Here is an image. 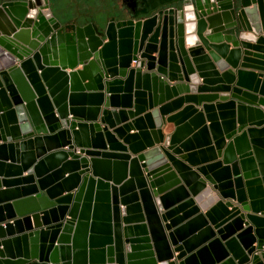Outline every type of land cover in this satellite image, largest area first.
<instances>
[{
	"label": "water",
	"instance_id": "1",
	"mask_svg": "<svg viewBox=\"0 0 264 264\" xmlns=\"http://www.w3.org/2000/svg\"><path fill=\"white\" fill-rule=\"evenodd\" d=\"M33 4L0 12V264H264V0Z\"/></svg>",
	"mask_w": 264,
	"mask_h": 264
},
{
	"label": "flooded vegetation",
	"instance_id": "2",
	"mask_svg": "<svg viewBox=\"0 0 264 264\" xmlns=\"http://www.w3.org/2000/svg\"><path fill=\"white\" fill-rule=\"evenodd\" d=\"M14 0H0V12L4 11L8 2ZM29 1V0H21ZM34 3L45 4L48 3L50 7V0H31ZM139 0H71V10L75 16L89 18L87 22H96L95 17L100 14L107 16V20L116 16L119 12L132 13L136 7L135 3ZM52 12V11H51ZM53 13V12H52ZM77 22V21H76Z\"/></svg>",
	"mask_w": 264,
	"mask_h": 264
},
{
	"label": "rangeland",
	"instance_id": "3",
	"mask_svg": "<svg viewBox=\"0 0 264 264\" xmlns=\"http://www.w3.org/2000/svg\"><path fill=\"white\" fill-rule=\"evenodd\" d=\"M71 0H50V9L53 14L60 19L61 22H67L69 20H75L78 23L83 24L86 20H89L90 17H80L75 16L71 10ZM95 21H98L103 25L107 21V16L104 14L97 15Z\"/></svg>",
	"mask_w": 264,
	"mask_h": 264
},
{
	"label": "crops",
	"instance_id": "4",
	"mask_svg": "<svg viewBox=\"0 0 264 264\" xmlns=\"http://www.w3.org/2000/svg\"><path fill=\"white\" fill-rule=\"evenodd\" d=\"M70 21V20H69ZM262 108V110L264 111V107H261ZM173 128H174V123L173 122H171V121H166L165 123H164V125H163V127H162V131L164 132V133H168V132H171L172 130H173ZM132 131V130H131ZM24 188H27L26 186H23V189ZM216 197H217V195H216V193L215 192H212V194H211V196L209 197V199L206 201V203L204 204L205 206H208L209 204H211L213 201H214V199H216ZM24 221H25V225H29L30 224V217H26L25 219H24Z\"/></svg>",
	"mask_w": 264,
	"mask_h": 264
},
{
	"label": "bare ground",
	"instance_id": "5",
	"mask_svg": "<svg viewBox=\"0 0 264 264\" xmlns=\"http://www.w3.org/2000/svg\"><path fill=\"white\" fill-rule=\"evenodd\" d=\"M33 5H35L36 7H38L39 5H41V3H34ZM30 10V9H29ZM4 12V11H3Z\"/></svg>",
	"mask_w": 264,
	"mask_h": 264
},
{
	"label": "built area",
	"instance_id": "6",
	"mask_svg": "<svg viewBox=\"0 0 264 264\" xmlns=\"http://www.w3.org/2000/svg\"><path fill=\"white\" fill-rule=\"evenodd\" d=\"M134 63H135V60L133 59V60H132V64H134Z\"/></svg>",
	"mask_w": 264,
	"mask_h": 264
}]
</instances>
